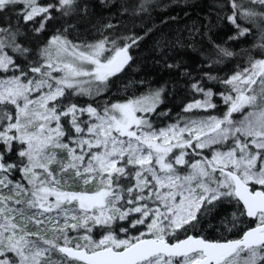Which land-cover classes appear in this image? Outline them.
I'll list each match as a JSON object with an SVG mask.
<instances>
[{"label":"snow or ice","instance_id":"obj_1","mask_svg":"<svg viewBox=\"0 0 264 264\" xmlns=\"http://www.w3.org/2000/svg\"><path fill=\"white\" fill-rule=\"evenodd\" d=\"M99 4L0 0V264H264V0Z\"/></svg>","mask_w":264,"mask_h":264},{"label":"trees","instance_id":"obj_2","mask_svg":"<svg viewBox=\"0 0 264 264\" xmlns=\"http://www.w3.org/2000/svg\"><path fill=\"white\" fill-rule=\"evenodd\" d=\"M94 2L97 4V13L107 16L109 14V10L107 8H104L103 6H100L99 0H94ZM124 0H108V3L110 4H117L122 3ZM135 0H128V3H134ZM160 3L162 7L156 9L153 12V18H157L159 16H177L179 18V23L177 24H170L168 28L165 29V31H168L169 29L175 30L178 27H183L185 23L191 24L193 21L196 20L198 15H203L204 11L207 10V5L212 3V0H187L188 4L193 5L192 7H184L185 0H160ZM115 9H113L114 11ZM185 12L189 13L191 16V19H188L185 16ZM158 22V20H157ZM230 33L227 32V30H221L220 32V39H227V35ZM236 47H246V45H235ZM146 71H154V69L149 66ZM123 85H121L122 87ZM175 103H179V101H176Z\"/></svg>","mask_w":264,"mask_h":264}]
</instances>
